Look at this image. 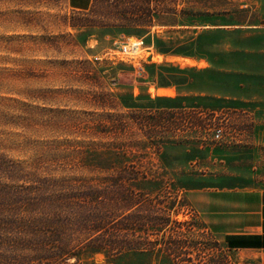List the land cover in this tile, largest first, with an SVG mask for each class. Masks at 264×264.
<instances>
[{"label": "rangeland", "instance_id": "rangeland-1", "mask_svg": "<svg viewBox=\"0 0 264 264\" xmlns=\"http://www.w3.org/2000/svg\"><path fill=\"white\" fill-rule=\"evenodd\" d=\"M251 10V0H93L86 11L70 9L67 0H0V189L111 175L89 160L90 153L109 152L102 167L109 158L141 167L147 178L136 188L159 194L177 214L175 231L190 247H182L187 255L176 264H252L250 255L227 250L217 235L203 231L189 193L212 178L225 179L224 186L264 189V102L228 103L202 114L134 111L170 109L163 97L173 92L156 91L145 78L156 75L153 64L173 61L145 43L131 58L120 53L148 31L165 37L162 50L192 36L172 25H264V13ZM121 13L139 17L133 23ZM90 24L95 26H83ZM176 31L183 33L167 34ZM226 31L206 38L211 55L251 47L252 30ZM167 37L174 42L165 43ZM223 62V69H239L230 58ZM180 63L198 66L189 59ZM159 73L171 78L173 68Z\"/></svg>", "mask_w": 264, "mask_h": 264}, {"label": "trees", "instance_id": "trees-1", "mask_svg": "<svg viewBox=\"0 0 264 264\" xmlns=\"http://www.w3.org/2000/svg\"><path fill=\"white\" fill-rule=\"evenodd\" d=\"M146 11L151 20V10ZM121 16L133 23L139 17L138 13ZM134 111L159 116L188 111L202 114L148 108ZM103 154L110 155L95 151L89 160L96 163L97 171L111 175L88 182L52 180L51 187L43 185L49 180H42L12 192L7 185L1 187L0 264H154L152 259L159 257L176 264V258H185L182 247L190 245L184 234L175 231L180 224L171 205L159 194L149 196L135 186L147 174L141 167L110 158L102 167ZM200 227L205 231L204 224ZM98 256L102 263L95 262Z\"/></svg>", "mask_w": 264, "mask_h": 264}, {"label": "crops", "instance_id": "crops-1", "mask_svg": "<svg viewBox=\"0 0 264 264\" xmlns=\"http://www.w3.org/2000/svg\"><path fill=\"white\" fill-rule=\"evenodd\" d=\"M251 2L252 13H264V0ZM67 3L72 10L86 11L91 7L93 0H67ZM242 7L247 8V5ZM174 26L172 28L178 30H189L192 36L180 44L174 43L171 49H157L165 38L159 37L158 31H148L139 37L141 41L144 40L142 42L143 45L145 43V49L156 48L155 54L158 57L173 61L171 64H165L164 61L153 64L156 75L145 78L147 82L149 79L152 81L156 91L173 92L171 96L163 97L170 101L169 110L214 113L224 109L222 105L228 103L264 102V25L218 23ZM198 28L199 32L191 31ZM244 28L252 30L250 48L236 47L235 50L227 52L220 50L214 55L208 51L211 45L206 43V38L210 37L209 35L221 34L227 32L226 30L236 33V30ZM178 33L183 31L167 34ZM169 41L174 42V38L167 37L165 43ZM240 54L246 68H240ZM226 58H230L231 64L237 65L239 69H223V61ZM184 59L197 61L198 66L180 63ZM167 65L173 68L171 78L165 75L161 77L159 73L160 68ZM140 82L147 83L144 78ZM223 182L225 179L206 180L204 188L194 189L189 193L191 204L205 227L217 235L227 250L250 255L252 264H264V189L224 186Z\"/></svg>", "mask_w": 264, "mask_h": 264}, {"label": "built area", "instance_id": "built-area-1", "mask_svg": "<svg viewBox=\"0 0 264 264\" xmlns=\"http://www.w3.org/2000/svg\"><path fill=\"white\" fill-rule=\"evenodd\" d=\"M140 48H143V42L141 40L135 41L134 43H131V44H125L121 48L120 53L126 56H130L131 58V56L135 55ZM216 132L217 133H215V138H218L220 131L218 130Z\"/></svg>", "mask_w": 264, "mask_h": 264}]
</instances>
